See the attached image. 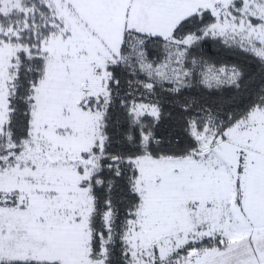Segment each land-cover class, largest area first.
Instances as JSON below:
<instances>
[{"label":"snow or ice","instance_id":"1","mask_svg":"<svg viewBox=\"0 0 264 264\" xmlns=\"http://www.w3.org/2000/svg\"><path fill=\"white\" fill-rule=\"evenodd\" d=\"M0 264H264V0H0Z\"/></svg>","mask_w":264,"mask_h":264},{"label":"trees","instance_id":"2","mask_svg":"<svg viewBox=\"0 0 264 264\" xmlns=\"http://www.w3.org/2000/svg\"><path fill=\"white\" fill-rule=\"evenodd\" d=\"M213 52H215V50H213ZM220 55L223 57V56H225L226 54L221 53ZM248 71H250V72H254L253 78H252V80L250 81V83H252L254 86H261V85H260V80H259V69H252V68H249Z\"/></svg>","mask_w":264,"mask_h":264}]
</instances>
